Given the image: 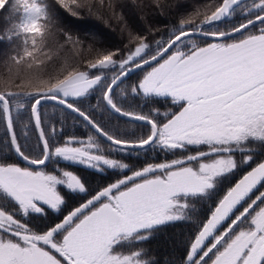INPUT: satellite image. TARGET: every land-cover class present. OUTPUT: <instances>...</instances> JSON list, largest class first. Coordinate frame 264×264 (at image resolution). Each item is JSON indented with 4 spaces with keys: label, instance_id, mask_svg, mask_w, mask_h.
<instances>
[{
    "label": "snow or ice",
    "instance_id": "snow-or-ice-1",
    "mask_svg": "<svg viewBox=\"0 0 264 264\" xmlns=\"http://www.w3.org/2000/svg\"><path fill=\"white\" fill-rule=\"evenodd\" d=\"M6 3L20 14L19 23L11 31L17 39L23 37V44L10 57L19 64L43 51L38 44L44 43L43 22L49 13L40 0H0V9H5ZM56 3L73 15L83 9L102 15L110 11V18L124 23V17L116 11L120 0H111V4L105 0H56ZM243 3L244 0H213L205 13L182 18L167 40H156L151 54H146L152 47L149 36L129 32V43L123 50L97 54L83 68L66 71L62 78L49 83L46 90L0 94V121L10 137L7 142L29 165L41 166L22 167L0 155V195L17 206L12 212L0 207V264H149L152 258H144V249L124 251L121 245L130 238L146 239L150 233L144 230L184 219L189 205L183 197L205 194L214 187L217 177L236 168V161L229 154L233 146L249 138L264 140V0H252L250 7H244L249 18L229 32L205 28L229 16ZM156 6L162 9L166 5L156 0ZM65 35V44L82 47V41ZM91 51L96 49L93 47ZM112 66H117L118 71L104 89L103 100L122 115L147 121L151 128L146 138L118 139L84 111L67 103L66 98L83 96L100 83L102 74L90 75L91 70ZM133 68L147 69L131 85L133 95L167 97L179 110L159 113L163 116L159 121L119 107L113 100V86ZM12 100L16 101L17 110L27 109L28 118L39 130L43 151L38 156L26 154L21 148L10 106ZM44 100L56 101L77 112L114 146L142 147L155 141L166 149L207 145L208 151L148 164L122 176L100 188L58 222L37 231L13 213L43 215V206L60 211L64 204L61 185L74 192L86 191L73 172L58 169L57 175L45 171L42 166L50 158L97 168L128 167L103 155L91 135L87 140L69 136L63 143L50 144L48 135L54 134L56 128L53 125L51 132L44 130L40 111ZM158 112L153 109V113ZM26 125L27 122L22 126L23 135H27ZM220 152L224 155L199 159ZM250 159L245 156L243 162ZM194 160L198 161L195 167L185 163ZM261 181H264V161L252 166L217 201L189 241L184 264H264V190L250 196ZM246 198V204L241 205ZM238 205L241 207L237 208ZM142 231L143 235H137Z\"/></svg>",
    "mask_w": 264,
    "mask_h": 264
},
{
    "label": "trees",
    "instance_id": "trees-1",
    "mask_svg": "<svg viewBox=\"0 0 264 264\" xmlns=\"http://www.w3.org/2000/svg\"><path fill=\"white\" fill-rule=\"evenodd\" d=\"M161 2L165 3L166 5L162 9L156 6V0H135V3L133 2V0H120V3L117 5L116 11L124 17V23H121L114 18H110V11L102 15L101 12H97L95 10L89 12L87 9H84L82 10V13L73 15L66 9L59 7V11L55 10V12L57 13L58 18H65L66 22V24H62L63 27H60L59 29H62V31L64 32H71V36L73 37V39L82 41L83 46L85 45L84 47H88L89 49H92L94 47L96 50L102 47L103 50L104 48H114L109 45L116 43L118 45L117 48L123 50V48L129 43V32H131L133 35L149 36L148 42L152 44L153 48L150 47L147 50L146 54H151V52L155 48V41L167 40L171 30L179 25V22L182 18H185V16H188L190 14L191 16L186 18H194L196 12H200L201 14H203L206 11L205 6H208V0H161ZM105 3L111 4V0H105ZM51 9L49 8L50 12ZM128 9H130L132 18L131 20H135L131 27V20H128L127 15L129 13ZM17 14L18 13H15L12 8H9V10L0 9V39H4L5 41L3 43L5 46V50L2 51L0 49V52L2 51L3 55L16 52L18 44L21 43L19 40L17 42L16 39L9 40L7 38V36L9 35H13L11 30L16 25L15 22L17 21ZM228 17L221 19V21L217 22L215 25H209L208 27L227 29L242 22L243 20L248 18V15L239 21L236 20L233 22L229 21ZM200 18L202 19L203 15H201ZM53 21H55L54 25L55 27H57L59 23L54 19ZM76 27L77 29L81 28V32H87L83 33L79 37V35L77 34L78 32L76 33V31L74 30V28ZM56 32L57 30H55L54 35L56 34ZM89 33H93L97 36L99 35V38L89 36ZM64 36L66 35H58V43H60V41H65ZM88 54L91 53H87V55ZM82 61L83 63L81 64L80 68H83L85 66L87 60ZM141 70L142 69L136 70V73L140 72ZM98 71L105 72L106 77L104 79V82H101V84L97 88V92L94 89L83 96L73 97L70 99V101L78 108L84 110L91 118L95 120V122L101 128H103L113 136L124 140H135L143 138L148 132V124L121 117L108 110L103 102V89L108 80L111 78L112 74L118 71V67L112 66L108 69H93L91 70L90 75H96ZM129 86L130 85L126 86V95L128 96V99L121 98L120 100L122 101L120 102V105H124V108L132 109L133 111L138 113H143L146 115L153 114L151 104L147 103V100L152 98L143 97L141 95H133L130 92ZM36 89L37 88H35L34 90L26 87L20 88L19 86L0 87V91L5 93L8 91V93H34L37 91ZM158 98L162 99H157L161 101L160 106L164 105V97ZM28 103H30V100L28 101ZM10 106L12 108L15 128L22 150L26 154L38 156L42 153V148L36 135L34 124L33 122L31 123L30 119L27 116V109L17 110L15 100L11 101ZM40 111L42 120L45 124V132H51V127L53 125L56 129L58 125H61L66 130L70 124H76L78 126V129L82 130V132L92 133L94 135L90 127L82 119H80L79 116L56 103L43 102L40 106ZM107 112H109L110 114L108 115ZM25 122H27V135H23L22 131V126L25 124ZM56 133L57 130L55 131V134ZM51 137L52 134H49L48 142L50 144L53 143L50 140ZM55 138H57L55 139V141H60L62 137L61 135H57L55 136ZM7 140H9V137L7 136L6 126L2 121H0V155H3V158L6 161L14 160V152L12 151L11 145L7 142ZM152 143L141 148L130 149V151L127 147L121 148L114 145H112L111 149L117 152L116 149L119 148L121 159L124 161V163H127L130 168L139 169L147 166L148 164H156L160 163L161 161L164 162L168 157L174 158L169 152H166L163 148H161L160 145H157L154 142ZM258 144L260 146L262 144L264 145V141H258ZM241 157L243 156H239L237 159V161L240 163L243 162ZM263 159V155L254 154L253 156H251V159L247 163L243 162L241 167L234 168V170L237 169L240 171L235 173L232 172V176L229 175V172L225 173L217 177V179L220 182L223 181V184H226L227 182L231 184L232 181L241 172H243V168H245L246 170L256 162ZM46 167H52L53 169H57L58 167L59 169H61L62 167H64V164L58 162L55 158H52L46 163ZM217 189L213 190L216 191ZM213 193H209V196L208 194L195 195L194 197H192V200H190V203L188 202L189 206L185 210H190L185 213L184 219L157 225V227H153L151 233L146 239H142L144 245L140 244L139 247L145 250L143 252V256L145 259L152 258L149 259V264H181L182 261L185 260L189 241L194 237L195 233L204 222L205 218L208 215V212L212 208V203H214L216 200Z\"/></svg>",
    "mask_w": 264,
    "mask_h": 264
},
{
    "label": "rangeland",
    "instance_id": "rangeland-1",
    "mask_svg": "<svg viewBox=\"0 0 264 264\" xmlns=\"http://www.w3.org/2000/svg\"><path fill=\"white\" fill-rule=\"evenodd\" d=\"M188 1V0H187ZM191 1V0H190ZM195 1V0H192ZM197 1V0H196ZM213 0H208V6H210L213 2ZM41 3H43L46 6V9L49 13V16L46 18V20L43 22L46 25V28L43 29L44 31V36H45V40L43 44H38V47H42L43 51L42 52H37L34 57L32 58H26L25 60L20 61L19 64L15 63L14 61L10 60L11 56H15L16 52L14 53H9L7 55H3L2 51L5 50V46H4V39H0V49L2 50L0 52V87H5V86H19L20 88L26 87V88H31L32 90H34L35 88H37L36 90H41V89H45L47 88L48 84L51 82H55L56 79L58 78H62L63 74H66V71L69 70H75L77 68H80L81 64L83 63L82 60H88V59H95L97 57V54L102 53L103 51H107V50H114V48H117V44L113 43L110 44L109 46L114 47V48H104L102 50V47L97 49L95 52H92L91 49H89L88 47H84L82 45L81 46H73L72 44H65L63 41L59 42L58 39V35L59 34H70L71 32H67V31H62V29H59L60 27H63L65 22V18L59 17L57 13L55 12V10L59 11V7L63 8L61 6H59L56 3V0H40ZM208 6H205V10L208 8ZM9 8L11 9V5L6 3V8L5 10H9ZM49 8L51 9V12L49 10ZM66 9V8H63ZM4 10V9H3ZM84 10V9H83ZM192 11V10H190ZM189 11V12H190ZM83 11L81 10L79 13H82ZM128 20L130 21L131 18V14H130V9H128ZM188 12V13H189ZM191 16H185L189 17ZM19 18H20V14H17V21L15 22V24L19 23ZM58 18V21H57ZM249 18V15H248ZM56 20V22L59 23V25L57 27H55L54 22L53 21ZM128 22V21H127ZM131 25L130 27L133 25V22H135V20H131ZM63 24V25H62ZM129 24V23H126ZM85 28V27H83ZM81 28H74V30L76 31V33L79 35V37L87 32V31H82L80 30ZM55 30H57L56 34L54 35ZM255 31V30H253ZM1 34V31H0ZM13 34V33H12ZM7 35V34H5ZM12 38V40H15L18 42V40L21 42L18 45H22L23 44V37L21 36L19 39H17V37H15L14 35H9ZM7 36V38L9 37ZM89 36H93L94 38H99L97 35L95 34H91L89 33ZM63 38V37H62ZM66 36H64V40H66ZM39 39V38H38ZM58 39V40H56ZM44 44H46V46H44ZM87 53H91L88 54ZM85 55V56H84ZM139 69V68H138ZM136 69V70H138ZM142 69V68H141ZM134 70V71H136ZM133 71V72H134ZM127 78V75L124 76L123 78H121L118 82L122 81L121 83L123 84L125 82V79ZM108 110H110L109 108H107ZM111 111V110H110ZM108 115L110 114L109 112H107ZM77 115V114H76ZM254 141L255 143L258 141H264V140H255V139H247L245 141H243L245 144V147H248L250 145H252L250 142ZM155 144H157L155 141H153ZM152 143V142H151ZM151 143L147 144L150 145ZM153 144V143H152ZM258 144V143H257ZM158 145V144H157ZM259 145V144H258ZM161 148H163L166 152H169L172 157L174 158H170L169 160L172 161L171 159H178V158H183L186 157L190 154H195L196 152H207L208 151V146L207 145H199V146H185L184 148H177V149H166L163 146H161ZM130 149H134V148H130L128 147V150L130 151ZM117 152L112 150V153L114 152V156L112 155V157L114 158H118L120 161L121 156H120V149L117 148L116 149ZM264 152V151H262ZM240 156L242 160H244L245 156H253L255 151H252L251 148H249V151L247 150H237L234 151L233 147L231 148L229 154L235 159L236 161V168H239L242 166L243 162H238V155L237 154H241ZM216 154V153H213ZM260 154V153H259ZM216 155H224V153H219ZM212 158L211 154L210 155H205L203 157H200V160H208ZM118 160V161H119ZM123 161V160H122ZM168 160L164 161L167 162ZM168 161V162H170ZM124 162V161H123ZM162 162V163H164ZM185 163L191 164L193 167H195L198 163V161L194 160V161H185ZM245 170V168H243V171ZM240 170H232L231 172H229V175L232 176V172H238ZM242 171V170H241ZM223 181H219L217 178L215 179L214 182V187L210 190H208L205 194L209 193H213L214 197L216 200L219 199V197L222 195L223 191L227 189V187H229V183L227 182L226 184H223ZM258 186V185H257ZM218 187V189H217ZM213 189H217L216 191ZM203 195V194H202ZM194 197V196H187V197H183L182 199L187 203H190V199ZM1 207V206H0ZM3 208V207H2ZM8 211V210H6ZM66 211H64L61 216L65 213ZM60 216V217H61ZM38 219V218H35ZM44 220V219H42ZM44 223L42 229L45 230V228L47 226H49L48 222H42ZM50 224H52L50 222ZM157 227V226H155ZM150 231H152V228L150 229ZM137 235H143V233H137ZM137 241V242H135ZM140 244L144 245V242L141 240H136V239H132L128 245H122L121 249L124 251H128V250H134V249H139ZM143 249V248H142Z\"/></svg>",
    "mask_w": 264,
    "mask_h": 264
},
{
    "label": "flooded vegetation",
    "instance_id": "flooded-vegetation-1",
    "mask_svg": "<svg viewBox=\"0 0 264 264\" xmlns=\"http://www.w3.org/2000/svg\"><path fill=\"white\" fill-rule=\"evenodd\" d=\"M251 3H252V0H244V3L240 7L235 8V10L231 12L229 17L228 16H226V17H228L229 21H232V22L236 21V20L239 21V20L243 19L244 17L249 15V13L243 11V8L246 7V6L250 7ZM226 17H224V18H226ZM230 18H231V20H230ZM245 20H243L242 22H244ZM242 22H240V23H242ZM240 23H238V24H236V25H234L232 27H229L227 29H221V30L224 31V30L231 29V28L239 25ZM205 28L211 30V29H215L216 27L215 28H211V27L209 28L208 26H205ZM146 70H147L146 68H142V70L140 72H137V73H136V71L132 72L129 76H127V78L125 79V82L123 84L121 83L122 81H120L113 87V92H112L113 100H114L115 103L118 104L119 107H121L122 109H124L126 111L135 112L132 109L124 108V105H120V102L122 101L120 99L121 98L128 99V96L126 95V86L130 85L129 87H131V85L135 84L142 77L144 71H146ZM97 74H102V79H101L100 83H98L96 86H94L92 89H90L87 93H89L90 91H92L94 89L97 92V88L99 87L101 82L102 83L104 82V79L106 77V73L98 71ZM110 79L106 83L104 89L106 88L107 84L110 82ZM104 89H103V91H104ZM71 98H73V97H68L67 99H71ZM151 98L152 99H148L147 100V103L151 104L152 111H153V109H158L159 110V112L157 114L152 112L153 114L148 115V116L152 117L153 119L162 121L163 120V116H161L159 113H163L164 111H166L168 109H171L173 112L179 110L177 106L172 105L170 99L167 98V97H164V99H163L164 100L163 101L164 105H162V106H160V102L161 101L157 100V99L162 100L161 98H158V97H151ZM102 99H103V93H102ZM103 102H104V100H103ZM104 104H105V102H104ZM105 106H106V104H105ZM159 108H161V109H159ZM141 114H143V113H141ZM154 114H156V115H154ZM144 115H146V114H144ZM124 118H126V117H124ZM127 119H129V118H127ZM130 120H133V119H130ZM133 121L143 122V121H137V120H133ZM143 123H146V122H143ZM146 124H148V123H146ZM148 127L149 128H148L147 134L150 132V128H151L149 124H148ZM90 129L92 130L94 135L92 133H84V132H82V130L78 129V126L76 124H70L67 127V129H66L68 132L65 130V128H63V126L58 125L57 129H56L57 133L56 134L55 133L52 134V137L50 138V140L53 143H63L64 139H66L69 136L78 137L80 139L87 140L88 136L90 134H92L91 136L94 137L96 143L101 146L102 151H103V155L118 161L119 160L118 158L112 157V155L114 156V152L112 153V149H111L112 144L109 141H107L106 139H104L101 136H99L91 127H90ZM51 130H52V127H51ZM35 131H36V129H35ZM104 131H106V130H104ZM107 133H109V132H107ZM36 135H37V133H36ZM57 135H61L62 138H61L60 141H55V139H57V138H55V136H57ZM110 135H112V134H110ZM118 139H120V138H118ZM122 140H124V139H122ZM130 141H132V140H130ZM250 143L252 145H250L248 147H245V145H244L245 143L241 142L240 144L233 146V150L237 151V150L242 149V150H246V151L248 150L249 151V148H251L252 151H255L254 154H256V155L258 154V155H263L264 156V152H262V151H264V145L263 144L260 146V145L257 144L258 142L255 143L254 141H251ZM41 148H42V146H41ZM42 151H43V149H42ZM220 153H222V152H220ZM216 154H219V153H216ZM216 154H211V156H214ZM237 155H238L237 157H239L240 155H242V153L241 154H237ZM170 158L171 157H168L166 160L170 161L169 160ZM50 159H52V158H50ZM55 159L58 162H61V163L64 164V167H62L61 169H65V170H67L69 172H73L78 177H80L82 183L85 185L86 191L85 192H78V191L74 192V191L68 190L67 188H65V187H63L61 185V186H59V190H60L61 195L64 198V204L61 206L60 211L53 212L51 209L47 208L46 206H43L44 207V214L43 215L40 214V213L30 212L27 216H20L19 213H13L14 215L17 216L18 219H21L22 222L26 223L29 227L35 228L37 231L43 230L42 227H43L44 223H42V222H45V221L48 222L49 226L51 225L50 222L52 224L56 223L68 211L72 210L73 208L77 207L79 204L83 203L84 200L88 199L89 196L94 195L97 191L100 190V188H102V187H104V186H106V185H108V184H110L112 182H115L117 179L121 178L122 176L130 175L131 172H133V171L138 169V168H130L129 165L127 163H124L122 160L121 161L119 160V161L124 163V164H126L128 167H126L124 169H119V168H109L107 166L101 165L99 168H97V167H89V166H87L86 164H83V163H78V162H73L72 163V162L63 161V160H60L59 157H55ZM48 161H46V163ZM7 162H9V163H17V164H19L22 167H32V168L41 167V166H29L26 163L22 162L18 157H16L15 154H14V160H7ZM160 163H162V161ZM42 167L45 168V171L56 172V174L59 175V172L57 171L59 169L58 167H57V169H53L52 167L47 168L46 164L44 166H42ZM235 179L232 181V183L235 181ZM260 190H264V181H261L260 184L257 186V188L253 189V192L250 193V196L255 195ZM190 200H192V198ZM217 201L218 200H215V202L212 203V208L216 204ZM246 201H247V198H246L245 201L241 202V205H245ZM187 204H188V202H187ZM241 205H238L237 208H240ZM0 206L3 207L5 210H8L9 212H12L13 209L17 207L10 199L4 197L3 195H0ZM189 210L190 209L185 210V213L187 211H189ZM64 211H66V212L61 216V214ZM35 218H38V219H35ZM42 219H44V220H42ZM144 231H147V232L151 233L150 229L144 230ZM142 233L144 234L143 231H142ZM148 236L149 235H147V237ZM131 240H132V238H130L129 241L124 242L122 245H128L129 246V243H130ZM135 242H137V241H135ZM184 261L185 260H183L181 264H184Z\"/></svg>",
    "mask_w": 264,
    "mask_h": 264
},
{
    "label": "water",
    "instance_id": "water-1",
    "mask_svg": "<svg viewBox=\"0 0 264 264\" xmlns=\"http://www.w3.org/2000/svg\"><path fill=\"white\" fill-rule=\"evenodd\" d=\"M253 18H254V17H253ZM242 23H243V22H242ZM237 26H238V25H237ZM231 29H232V28H231ZM231 29L224 30V31H225V32H229ZM136 69H138V68H133V69H131L127 74H129L130 72H133V71L136 70ZM127 74H126V75H127ZM126 75H124V76H126ZM124 76H122L121 78H123ZM121 78H120V79H121ZM120 79H119V80H120ZM119 80H117L116 84L118 83ZM116 84H115V85H116ZM115 85H114V86H115ZM114 86H113V87H114ZM44 90H46V88H45ZM8 92H9V91H8ZM8 92H6V93H8ZM0 94H5V92L0 91ZM44 101H45V102H53V103L59 104V103H57L56 101H52V100H44ZM44 101H43V102H44ZM43 102H42V103H43ZM67 103L72 104L68 99H67ZM105 103H106V102H105ZM59 105H61V104H59ZM72 105H74V104H72ZM106 105L108 106V108H109L110 110H112V111L115 112L116 114H118V115H120V116H123V117H126V118H129V119H133V118H130V117H128V116L122 115V114H120V113L114 111V110H113V109H112L107 103H106ZM61 106L64 107V108H66V109H68V110H70V111H72L71 109L67 108L65 105H61ZM74 106H75V105H74ZM75 107H76V106H75ZM77 108H78V107H77ZM80 110H81V109H80ZM81 111H83V110H81ZM72 112L75 113V114H77L78 116H80L77 112H74V111H72ZM86 114H87V113H86ZM87 115H88V114H87ZM88 116H89V115H88ZM80 117L84 120V118H83L82 116H80ZM89 117H90V116H89ZM90 118H91V117H90ZM91 119H92V118H91ZM92 120H93V119H92ZM133 120L143 121V122L148 123V122L145 121V120H138V119H133ZM85 121H86V120H85ZM86 122H87V121H86ZM33 123H34V122H33ZM95 123H96V122H95ZM87 124H88V125H89V126H90V127H91V128H92V129L98 134V135H99V136H101L102 138H104V139H106L107 141H109L105 136H103V135H101L99 132H97L96 129L93 128L91 124H89L88 122H87ZM96 124H97V123H96ZM34 127H35V124H34ZM99 127H100V126H99ZM150 127H151V126H150ZM100 128H101V127H100ZM105 132H106V131H105ZM36 133H37V136H38V138H39V130H36ZM145 138H146V137H145ZM9 140H10V137H9ZM109 142L111 143V141H109ZM10 145H11V144H10ZM41 146H42V144H41ZM144 146H145V145H144ZM133 147L135 148V147H140V146H133ZM42 149H43V146H42ZM12 150H13L14 154L16 155V157H18L22 162H24V163H26L27 165H29L27 161L23 160L22 158H20V157L15 153L14 149H12ZM59 159H60V160H63V159H61V158H59ZM63 161H65V160H63ZM262 161H264V160H262ZM67 162H71V161H67ZM72 163H73V162H72ZM30 166H34V165H30ZM35 166H38V165H35ZM249 169H250V168H249ZM249 169H248V170H249ZM248 170H247V171H248ZM247 171H246V172H247ZM246 172H244V173L242 174V176H243ZM240 177H241V176H240ZM239 179H240V178H238L237 180H239ZM237 180L235 181V183L237 182ZM235 183H234V184H235ZM234 184H233V185H234ZM231 187H232V186H231ZM215 206H216V204H215ZM215 206H214V207H215ZM214 207H213V208H214ZM70 211H71V210H70ZM70 211H69V212H70ZM210 213H211V212H210ZM208 216H209V215H208ZM207 218H208V217H207ZM207 218H206V220H207ZM206 220H205V221H206Z\"/></svg>",
    "mask_w": 264,
    "mask_h": 264
},
{
    "label": "bare ground",
    "instance_id": "bare-ground-1",
    "mask_svg": "<svg viewBox=\"0 0 264 264\" xmlns=\"http://www.w3.org/2000/svg\"><path fill=\"white\" fill-rule=\"evenodd\" d=\"M132 72H130L129 74H127V76H129ZM45 102V101H44Z\"/></svg>",
    "mask_w": 264,
    "mask_h": 264
}]
</instances>
